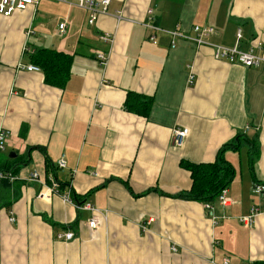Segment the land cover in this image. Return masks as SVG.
<instances>
[{
    "label": "crops",
    "instance_id": "crops-1",
    "mask_svg": "<svg viewBox=\"0 0 264 264\" xmlns=\"http://www.w3.org/2000/svg\"><path fill=\"white\" fill-rule=\"evenodd\" d=\"M87 19L74 1L59 0L0 15V130L8 133L0 169L15 176L0 180V264L263 259L264 194L253 185L264 184V62L231 63L169 31L212 27L209 42L255 43L264 55V0H110L93 24ZM42 47L73 54L64 88L25 68ZM127 91L153 98L148 117L124 109ZM177 127L188 129L180 147L172 144ZM239 133L257 135L259 153L251 165L245 142L224 150L232 203L176 197L191 184L180 161L211 162ZM70 191L106 210L96 228L91 210L63 198ZM253 207L252 224L241 223ZM67 229L74 237L59 239Z\"/></svg>",
    "mask_w": 264,
    "mask_h": 264
},
{
    "label": "trees",
    "instance_id": "trees-1",
    "mask_svg": "<svg viewBox=\"0 0 264 264\" xmlns=\"http://www.w3.org/2000/svg\"><path fill=\"white\" fill-rule=\"evenodd\" d=\"M32 64L38 66L43 72L46 84L64 88L71 74L73 54L57 51L52 48H37L30 54ZM153 104V98L148 95L127 91L123 107L134 114L148 117ZM257 135L239 133L236 137L223 144L217 151L216 157L211 162L193 163L180 161L183 168L190 173L191 184L188 190L177 193L175 196L188 200H196L203 203H213L220 192L226 188L233 179L234 168L224 158L223 152L227 148L238 150L242 142L249 146L251 165L259 153ZM0 171H8L0 169ZM12 173V172H11ZM62 188V186L60 187ZM72 200L76 204L83 203L81 196L70 191ZM249 264H264V258L254 260Z\"/></svg>",
    "mask_w": 264,
    "mask_h": 264
},
{
    "label": "built area",
    "instance_id": "built-area-1",
    "mask_svg": "<svg viewBox=\"0 0 264 264\" xmlns=\"http://www.w3.org/2000/svg\"><path fill=\"white\" fill-rule=\"evenodd\" d=\"M59 1H74L77 6L81 7L83 10L86 11L87 14V21L90 24H93L99 14H103L107 12V6L109 4L110 0H59ZM38 2V0H0V15L9 16L16 10H23L26 9L29 5H34ZM147 13L149 16L152 13L151 9L147 10ZM148 27H151L153 29H156L157 26L153 25L152 23L147 24ZM66 27V22L64 20L60 21L58 23V30L60 33L64 31ZM211 33H214V29L212 27H202L200 25H194L192 27V33H186L183 31H180L178 29H173L169 31V34L172 38H183V39H189L196 43V45H208L211 46L214 50V56L216 58H224L228 60L231 63H238L243 66H251V65H258L262 62H264V55H258L254 52V46H257V44H253L248 50H242L238 46L228 47L224 45L214 44L207 40V36ZM238 37L240 36V32H238ZM108 33H104L101 36V39L108 41L110 40ZM151 39H153V36H151ZM173 42V41H172ZM259 44V43H258ZM97 57L105 63L107 60V56H103L100 53H97ZM28 70H39V67L33 64H29L25 67ZM7 131L1 129L0 130V149H3L4 142L7 138ZM188 135V129L187 128H175L173 129V135H172V144L174 146L180 147L184 140L186 139ZM58 166L64 165V159L60 158L57 162ZM36 176L35 174H33ZM0 180H7L8 182H12L15 180V176L12 175L11 172L8 171H0ZM53 190L57 189L58 183L52 180V185L50 186ZM264 189L263 185H257L255 187L256 192H261ZM63 198L67 201L75 203L69 194H64ZM218 200L222 205H229L231 203V200L229 197L225 195V191H223L219 197ZM76 204V203H75ZM78 208L88 209L93 212V215L89 218L88 224L89 226L95 228L99 221H98V213L102 214L104 217V212L106 210H100L88 203H80L76 204ZM254 214L251 212L248 215H244L239 217V220L246 224H251ZM10 221H14V217L10 216ZM59 239H71L74 237V233L67 229L65 232H62L57 235ZM212 264H216L213 260H211ZM221 264H227V260H224Z\"/></svg>",
    "mask_w": 264,
    "mask_h": 264
},
{
    "label": "bare ground",
    "instance_id": "bare-ground-1",
    "mask_svg": "<svg viewBox=\"0 0 264 264\" xmlns=\"http://www.w3.org/2000/svg\"><path fill=\"white\" fill-rule=\"evenodd\" d=\"M214 29V28H213ZM240 32V31H239ZM212 34V33H211ZM210 35V34H209ZM241 49V48H240ZM254 52L257 54V52L255 51V49H254ZM219 59H224V58H219ZM259 65V64H258ZM258 65H251V66H245V67H252V66H258ZM185 141V140H184ZM257 185H263L264 186V184H261V183H255L254 185H253V192H255V193H257V194H264V189L261 191V192H256L255 191V187L257 186ZM223 191H225V189H223L221 192H220V194L223 192ZM219 194V195H220ZM219 195H218V197H219ZM225 195H226V191H225ZM227 196V195H226ZM231 200V199H230ZM220 202V201H219ZM231 203H232V200H231ZM230 203V204H231ZM229 204V205H230ZM229 205H226V206H229ZM223 206H225V205H223ZM260 210H259V208L258 207H253V209L251 210V212L254 214V216L259 212ZM250 212V213H251ZM249 213V214H250ZM244 216V215H243ZM254 216H253V219H254ZM241 217V216H240ZM253 219H252V222H253ZM238 220H239V218H238ZM240 221V220H239ZM241 222V221H240ZM252 222H251V224H252ZM241 223H243V222H241ZM246 224V223H245ZM251 224H247L248 226H250ZM97 227V226H96ZM95 227V228H96ZM72 239V238H71ZM65 240H69V239H65ZM173 249L174 250H176L174 247H173ZM211 260H213L216 264H221L224 260H227V264L229 263L228 262V259L226 258V259H223L221 262H217L216 260H214V259H210L209 260V262H210V264H212L211 263Z\"/></svg>",
    "mask_w": 264,
    "mask_h": 264
}]
</instances>
